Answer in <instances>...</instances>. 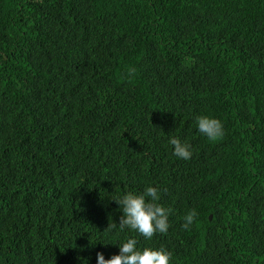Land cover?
<instances>
[{
	"label": "trees",
	"instance_id": "1",
	"mask_svg": "<svg viewBox=\"0 0 264 264\" xmlns=\"http://www.w3.org/2000/svg\"><path fill=\"white\" fill-rule=\"evenodd\" d=\"M148 186L168 232L107 229ZM128 238L264 264V0H0V264H97Z\"/></svg>",
	"mask_w": 264,
	"mask_h": 264
},
{
	"label": "clouds",
	"instance_id": "2",
	"mask_svg": "<svg viewBox=\"0 0 264 264\" xmlns=\"http://www.w3.org/2000/svg\"><path fill=\"white\" fill-rule=\"evenodd\" d=\"M135 69L129 70V76L135 74ZM198 130L209 140L216 141L224 135L222 122L208 116L196 118ZM174 146V155L178 158L188 160L192 157L191 145L181 142L177 137L169 139ZM160 190L158 187L148 186L145 190L136 194L128 192L122 198L115 200L122 209L119 224L109 223V228L119 227L121 230L129 228L138 232L145 239H151L156 233L166 234L170 227L168 219L171 209L165 208L160 203ZM197 213L192 210L184 217L182 227L187 230L193 223ZM137 240L128 238L126 242L119 245V254L105 259L102 253H97V264H170L171 253L163 247L152 249L145 247L137 248Z\"/></svg>",
	"mask_w": 264,
	"mask_h": 264
},
{
	"label": "water",
	"instance_id": "3",
	"mask_svg": "<svg viewBox=\"0 0 264 264\" xmlns=\"http://www.w3.org/2000/svg\"><path fill=\"white\" fill-rule=\"evenodd\" d=\"M208 217L210 218V215Z\"/></svg>",
	"mask_w": 264,
	"mask_h": 264
}]
</instances>
